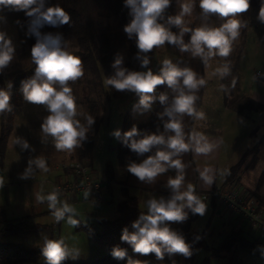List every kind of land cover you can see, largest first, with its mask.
Here are the masks:
<instances>
[{"label":"clouds","instance_id":"9594fccd","mask_svg":"<svg viewBox=\"0 0 264 264\" xmlns=\"http://www.w3.org/2000/svg\"><path fill=\"white\" fill-rule=\"evenodd\" d=\"M171 3L172 0H124L131 19L123 30L129 39L135 38L138 49L136 59L140 67L147 71L123 67V57L117 55L111 65L115 73L105 81L106 85L116 91H128L138 96V103L133 105L134 112L150 110L157 99L164 106L163 111L158 113L163 131L158 127L155 132H141L133 125L128 131L115 129L110 133L137 157H144L139 162L130 160L126 165L127 171L139 181L153 184L162 174L170 169L175 170V175L170 176L166 184L169 196L150 197L146 201L147 211L141 212L131 223L132 231L127 226L122 229L121 241L130 245L133 253L141 256L154 254L157 260H163L165 254H179L185 258L193 255L192 245L171 224L184 222L189 212L203 216L207 205L196 194L192 183L185 186V169L188 165L182 156L189 151L197 155L206 154L211 151V147L201 133H186L184 128L186 116L204 119V113L198 112L195 105L197 93L205 80L198 78L192 68L181 67L171 59H164L159 72L154 73L148 67L150 59L146 54L167 43L181 53L187 52L193 58L199 57L205 64L216 55L227 57L242 27L238 16L246 13L250 7V0H199L204 21L213 14L226 19L219 27H210L205 22L193 29L185 26L184 18L192 14L195 0H177L180 8L178 14L168 16L166 23L160 22ZM0 6H11L31 18L28 33L36 37V43L31 48L32 63L36 67L31 78L21 81L20 91L26 102L42 105L49 113L40 126L42 142L51 138L56 150L71 152L87 140V133L95 123L92 116L86 117V125L77 119V105L69 86L70 81L74 82L83 76L82 63L68 51L66 42L59 34H42L39 31L44 25L58 27L68 24L70 15L58 4L47 6V0H0ZM258 19L264 23V0ZM173 26L178 32L172 31ZM186 34H189L187 42ZM14 55L15 46L11 38L0 31V74L12 63ZM218 71L225 75L228 67ZM160 85H166L171 90V99L167 93H161L159 97L155 95ZM12 87L11 82L7 87H0V114L12 110ZM13 143L19 145L21 150L31 147L22 137H16ZM37 169L48 171L46 161L41 157L29 159L20 178L32 177ZM198 171L203 183L210 186L213 176L209 170ZM2 184L0 181V186ZM59 194V189H54L46 197L38 194L36 198L41 203L47 201L57 223L66 220L68 224L77 227L79 221L74 218L77 215L75 208L67 202H61ZM41 254L45 264H62L66 259L75 260L80 256L79 249L70 248L64 240H53L46 236L43 238ZM111 255L123 260L128 255L127 249L114 246ZM127 264L146 262L128 257Z\"/></svg>","mask_w":264,"mask_h":264},{"label":"crops","instance_id":"0c3cea01","mask_svg":"<svg viewBox=\"0 0 264 264\" xmlns=\"http://www.w3.org/2000/svg\"><path fill=\"white\" fill-rule=\"evenodd\" d=\"M183 54V61H185L184 67L187 66L192 68L197 73L198 78H202L201 59L199 57L193 58L190 53L187 52ZM79 80L80 79L76 81ZM215 91L213 98L218 97L217 108H215L216 106L214 108L212 107L213 98L209 97L211 104L207 103L205 107L203 106L201 110L199 109V103L202 96L201 87L197 93L198 100L196 101L195 106L198 112L204 113V119H193L187 116L184 118L185 132L201 133L211 147V151L206 154L197 155L191 151L183 154L182 159L184 163L188 165L185 169V186L187 183H192L195 187L196 194L198 195L200 192L209 191L215 186L233 184L243 199H252L258 202L259 205L264 206V118H262L264 116H248V114L244 115L241 111H236L233 107L225 104L223 97H221L220 94L217 96L218 90ZM20 98L21 103L20 105L18 103L16 106L17 108H15L12 129L7 138L4 156L0 163V181L3 182L2 186H0V208L5 210L8 219H18L23 217L30 218L34 213H41L42 209L39 206L42 203L37 201V195L39 194L45 197L46 192L50 188L49 184L51 182H61L65 179L71 178L72 174L68 169V165L73 160L79 159L80 157L76 148L71 152L56 150L51 138H48L46 142H42L40 126L44 117L49 113L42 105H34L26 102L23 99L22 93L20 94ZM250 98L264 107V95H250ZM120 101L121 99L119 98L118 102ZM130 102L131 101L129 100L128 104ZM76 105L83 106L80 102H77ZM129 106L130 105H128V107ZM218 107H220L219 110L223 112V116H213L212 114L207 115L206 110L211 111V108L218 109ZM153 108L154 106L152 105L151 110ZM78 110L79 108L77 107V111ZM150 114L148 115V113H146L145 116H136L137 119L130 123L138 124L146 122L150 118ZM86 117L87 116H77V119L85 124ZM125 117L128 116H124V118L118 116L111 120L112 116L105 114L94 138L91 157H80L86 159L93 175L98 178L105 179V167L103 168L104 174L100 177L94 173L92 163L99 155L100 150L103 153L112 152L117 155L116 148L118 140L111 136L110 133L115 129L121 128L123 119H126ZM243 121H245V128L240 131L239 128L244 126ZM152 129H146L141 132H151ZM255 130L257 132L253 133ZM16 137L26 139L31 146L30 149L21 150L19 145H15L13 141ZM255 144H257L256 151L253 153L251 152L246 156L235 180L230 183L226 182L225 184V178L229 168L236 164L243 153L251 149ZM153 151H155V149ZM133 155H135L133 152L127 153L121 160H118L116 156L113 163H111L113 179L109 181L107 186L105 200L98 204L100 205V217L97 218L98 221L112 219L116 216V205L123 198L121 193V189L123 188L129 196L135 198L141 212L147 211L146 201L150 197L159 198L163 196L167 198L169 196L170 193L166 184L171 174L169 172L162 174L153 184L141 182L127 171L126 165L130 160H136L139 162L140 159L144 158H133ZM147 155L149 154H145V156ZM36 157H41L46 161L48 171L45 172L37 169L32 177L21 179L20 176L25 171L29 159ZM204 169L209 170V174L213 176V182L210 186L204 184L200 179L198 170ZM79 198L69 201H76ZM89 201L92 202L91 200ZM202 201L207 205L204 215L210 216V218L212 217L211 223L214 222L215 217L216 219H219L223 217L224 212L227 214L224 208L218 205L214 200ZM43 203H47V201L45 200ZM203 216L197 215L196 219L191 224V231L196 228V220ZM224 216L226 217V215ZM221 222L223 224L221 223L222 226L218 232L219 234L223 232V234L220 242L227 238L232 232H239L249 241H252L253 243L257 242V244L260 243L261 238H256L253 235V233H255L254 229H252L247 222L238 219L235 215L230 214L225 221L222 219ZM56 224L59 223L55 222L54 225ZM96 229H99L98 223ZM192 250L193 255L190 258H185L179 254L171 256L165 254V259L162 261L160 260V263L190 264L192 262L199 263L204 258H208V256L205 257L208 253L202 252L199 248L192 247ZM209 254V259H212L213 256H215V259L224 257L222 256V253H220L221 257H217L218 255H215V253L212 252Z\"/></svg>","mask_w":264,"mask_h":264},{"label":"trees","instance_id":"16d2710c","mask_svg":"<svg viewBox=\"0 0 264 264\" xmlns=\"http://www.w3.org/2000/svg\"><path fill=\"white\" fill-rule=\"evenodd\" d=\"M261 3L262 0H250L249 10L246 13L240 14L243 29L246 27L251 9H260ZM57 4L70 15L69 23L58 27L44 25L39 31L42 34H59L63 38V41L74 40L76 42L78 46L77 56L81 60L83 73H89L91 75L89 80H85L88 94L92 93L93 90H98L97 97L100 98L98 93L104 88L102 76H104L105 79L112 76L111 60L113 52L110 51L109 47V37L112 35H124L123 40L127 43L128 52V58L124 67L130 70L141 71L142 68L140 67V63L136 59L138 49L136 47L135 38L133 37L132 39H129L123 30L124 26L128 24L131 19L129 16V10L124 6V0H47V6H54ZM30 20L31 18L27 17L23 11H16L11 6H0V31L5 32L7 36L11 38L13 45L15 46V52L31 51L32 46L36 43V37L28 33ZM160 22L164 23V20H161ZM188 39L187 36L185 41L187 42ZM35 67L36 65L34 64L32 68L25 70L24 72H8L6 74H0V87L6 86V78H8L9 82L13 85L11 89L12 98L10 101L12 110L0 115V163L4 156L7 138L12 129L13 116L16 107L15 104L19 97L21 81L31 78L34 75ZM101 68L102 71L100 70ZM106 86L112 90L113 94L111 93V95L109 92L105 91V96L107 97L108 95L107 98H110V96H112V98L114 96L116 97L117 91L111 86ZM136 103H138V100L126 109L125 115L132 111L133 105ZM243 103L249 105L243 109L258 111L262 108L261 104L257 103L250 97H246L243 100ZM82 104L87 108V116H92L95 119V123L87 133V140L76 149L80 157L90 158L94 138L104 116V105L100 101L88 98L85 92L83 93ZM161 108L162 105L158 103L151 110L148 121L143 123L131 124L128 123L126 119H123L120 130L122 132L128 131L133 125H135L139 131L152 129L156 126V128L159 127L160 131H162L163 123L158 118V113L162 112ZM256 148L257 144L244 152L239 161L229 168L226 174L225 184L226 182L230 183L235 180L246 156L251 152H255ZM116 153L118 159L121 160L125 154L132 152L118 140ZM104 171L105 179L111 181L113 179L112 166L107 163ZM168 172L171 176H174V169H170ZM121 193L123 198L116 205L117 214L114 218L99 220V229L97 230L85 227L86 232L95 242L102 243L106 247V252L102 256L91 261L72 262L66 259L62 264H127L128 257H131L133 260H141L142 262H146V264H158V261L160 260H157L154 254H149L148 256L135 254L130 245L121 241L122 229L127 226L129 231H132L131 223L141 214V210L139 209L135 198L129 196L124 188L121 189ZM196 217L197 215H193L189 212L187 220L171 224V227L182 234L193 248L206 247V249L209 250L210 247L208 248L207 245H205L202 240V235L191 231V223ZM30 228L31 226L27 219H8L5 210L0 208V235L7 236L19 231H28ZM252 244V241L243 237L239 232H232L222 241L217 250H212V253L219 255L221 253L220 251L225 249L249 250L250 252H255L250 249ZM114 246L127 249V257L123 260L114 258L111 255V250ZM41 257H43L41 254V247H27L21 242L0 240V264L37 263ZM40 264H45V260L40 262ZM190 264H208V258H204L199 263L192 262Z\"/></svg>","mask_w":264,"mask_h":264},{"label":"rangeland","instance_id":"374dc122","mask_svg":"<svg viewBox=\"0 0 264 264\" xmlns=\"http://www.w3.org/2000/svg\"><path fill=\"white\" fill-rule=\"evenodd\" d=\"M259 10L260 9L258 8L251 9L246 27L243 29L242 26L239 29V36L235 41H233L232 50L229 56L220 57L216 55L210 58L206 64H202V79L205 80V84L202 86V96L199 103L200 110L203 106L205 107L207 103L211 104V100L209 97L213 98L216 92L215 90H218L217 96L218 94H220L227 106L233 107L236 111H241V113H243L244 115L248 114V116H264V107H262L258 111L243 109L246 106H249L248 104L243 103V100L246 97H250V95L256 96L258 94L264 95V23H262L258 19ZM179 11L180 8L177 0H172L170 7L165 12L163 19L164 23H166L168 16H174L178 14ZM238 18L241 20L240 14ZM184 19L185 26L193 29L196 27H200L205 22L210 27H219L225 22L224 18H221L215 14L211 15L207 19V21H204L201 16V9L199 8V0H195L192 14L190 16H186ZM172 31L178 32V29L173 26ZM123 36V34H115L109 37L110 51L113 52L111 65L113 64L114 59L117 55L123 57V67L126 63L128 52L127 43L123 40ZM187 36L189 38V34L185 35V39H187ZM65 42L68 51L77 56L78 46L76 42L74 40H66ZM146 55H148L150 59V64L148 67L154 73L159 72L162 61L164 59H171L173 63H177L179 64V66L184 67V54L181 53L175 46L168 45L167 43L163 46L154 48ZM33 66L34 64L32 63L31 59V51L15 52L12 63L4 70L3 73H20L32 68ZM225 66L228 67V72L225 75H221L220 71L218 70L222 71ZM100 70L102 71V68ZM141 71H147V69L142 68ZM114 73L115 69H113L111 66V75H114ZM90 78L91 75L89 73H83V76L78 78L80 79L79 81L69 82V86L71 87L74 94L76 104L77 102H80L82 104L83 93L85 92L88 98L95 99L103 103V115L108 114V116H112L111 120H113L114 117L118 116H122L123 118L124 116H128L125 118L126 121L130 123L137 119L136 116H145L146 113H148V115L151 113V109L143 112H134L132 110L130 113L125 115V111L128 108V105H131L135 101H137L138 96L128 91H117L118 93L116 92V98L115 96L113 99L112 96H110V98H107L108 95L107 97L105 96V91L109 92L110 94H113V92L106 86V79L104 76H102V83L104 84V88L98 93L100 98L97 97L98 90H93L95 93L92 91V93L88 94L85 80H89ZM8 83L9 79L6 78L5 87H7ZM161 93H167L169 95V98L171 99V90L168 89L166 85H160L157 87L155 95L159 97ZM20 94L21 91L19 92L18 99L20 98ZM119 98L121 99L120 102H118ZM18 99L15 104L16 106L18 103L19 105L21 103V98L19 100ZM129 100L131 102L128 104ZM158 103L159 100L157 99L153 103V106L155 107ZM82 105V107L77 106L79 108L78 116H87V108L84 104ZM217 105L218 97H215L212 99V107L214 108L216 106L215 108H217ZM163 108L164 106L162 105L161 111H163ZM213 108H211L212 110L210 109L211 111L206 110L207 115L212 114L213 116H223V112L219 110L220 107H218V109ZM243 122L244 126H241L239 128L240 131L241 129L245 128V121ZM156 127L153 128L151 132H155L157 130ZM256 132L257 131L255 130L253 133ZM116 156L117 155L112 152L103 153L100 150L99 155L94 159V162L92 163V169L94 173L102 177L104 174L103 168H106L107 163L111 165ZM136 157V154L133 155V158ZM52 183L53 182L49 184L50 188ZM68 204L74 207L76 210L77 215L74 218L79 221V225L77 227H73L72 225L68 224L66 220L60 221L59 224L54 225L56 221L52 215L51 210L48 207V203H42L39 206L42 209L41 213H34L30 218L23 217V219L29 220L28 223L31 228L28 231H19L7 236L0 235V240L21 242L27 247H42L43 238L46 236L49 239L53 240L62 239L70 248L79 249V258L75 260L69 258L67 259L69 261L87 262L102 256L106 251V247L102 243L95 242L85 230V227H90L92 230H97V218L100 217V205H98L99 203L90 202L87 199L79 198L76 201H68ZM227 214L230 215L231 213L227 212ZM227 214H225L224 212V215H226V217L223 215V217L219 219H216L215 217L213 223H211L212 217L210 218V216L204 215L203 217H200L198 220H196V228L195 230H192L202 235L203 242L205 243V245H207L208 248L210 247L209 250H207L206 247H197L202 250V252L208 253L205 255V257L208 256V264H264V243H262L264 242V239H262L264 238L262 237L264 236V234L256 230H254L255 233H253V235L256 238H261V240L259 244L255 242L250 246V249L255 252H250L249 250L237 251L225 249L223 251H220L222 253V256H224L223 258L215 259V256H213L212 259H209V253H211L212 250H217L219 245L222 243V241L220 242V240L223 232L219 234L218 231L223 224L221 220L224 219L225 221L228 216ZM217 257H221L220 254ZM43 260H45L44 257H41L37 263L25 264H40V262H42ZM158 264L162 263L158 261Z\"/></svg>","mask_w":264,"mask_h":264},{"label":"built area","instance_id":"2783aa9c","mask_svg":"<svg viewBox=\"0 0 264 264\" xmlns=\"http://www.w3.org/2000/svg\"><path fill=\"white\" fill-rule=\"evenodd\" d=\"M68 169L72 177L61 182H53L49 191L46 192V196L54 189H59L58 198L61 202L79 197L95 203L105 200L109 181L94 176L85 158L72 161L68 165ZM198 195L204 201L214 200L224 210L247 222L252 229L264 234V206L252 199H243L233 184L215 186Z\"/></svg>","mask_w":264,"mask_h":264}]
</instances>
